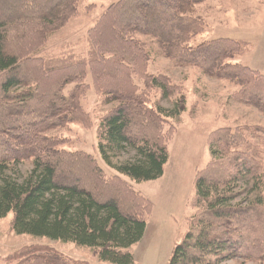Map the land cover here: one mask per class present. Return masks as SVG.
<instances>
[{
  "label": "trees",
  "instance_id": "obj_1",
  "mask_svg": "<svg viewBox=\"0 0 264 264\" xmlns=\"http://www.w3.org/2000/svg\"><path fill=\"white\" fill-rule=\"evenodd\" d=\"M79 1L0 0V221L12 214L16 235L90 249L105 264H133L129 249L144 237L152 203L121 178L107 177L91 156L61 150L48 134L86 121L80 100L91 85L104 103L114 104L96 128L101 157L118 174L136 183L151 182L162 177L166 140L175 137V131L171 136L165 128L168 119L178 118L184 106L181 101L170 112L154 111L142 99L143 88L158 91L161 99L171 94L167 77L149 73V54L138 36L151 38L164 59L177 66L235 85L231 97L263 115L264 75L231 63L247 53L245 42L215 39L190 45L206 31L194 15L207 0H117L86 32L84 54L65 49L48 56L51 37L76 17ZM67 86L72 89L66 94ZM234 131L218 129L209 138L210 168L223 163L225 154L231 158L223 169H228V194L206 182L204 169L196 171L191 208L204 206L203 214L187 220V232L168 264L231 253L264 264V207L259 202L229 206L230 186L246 177L260 196L264 191L258 156L236 150L248 142L241 135L233 139ZM256 131L264 135V130ZM125 149L137 158L114 164ZM23 163L31 170L19 180L11 172ZM41 252L31 264H85L64 263L52 250Z\"/></svg>",
  "mask_w": 264,
  "mask_h": 264
},
{
  "label": "rangeland",
  "instance_id": "obj_2",
  "mask_svg": "<svg viewBox=\"0 0 264 264\" xmlns=\"http://www.w3.org/2000/svg\"><path fill=\"white\" fill-rule=\"evenodd\" d=\"M117 0H80L77 14L68 25L54 34L45 53L48 56L65 51H75L79 54L87 51L86 32L104 13L109 5ZM194 17L202 20L206 25L204 34L194 38L191 46H197L205 41L215 39H231L249 44L247 53L240 59H234L232 64H240L264 75V5L262 2L247 0H207L199 5ZM140 43L149 54L148 71L153 76L163 75L170 83V96L161 99L158 91L151 92L142 89V99H146L149 108H157L170 112L183 101L184 112L176 119H168L166 129H170L168 162L163 169L162 177L151 182L136 183L126 176L118 174L101 157L97 125L102 117L114 104L104 103V97L97 95L90 86L80 103L87 119L60 128L48 134L61 144L60 149L67 153H84L96 160L100 169L107 177H119L131 185L134 191L140 193L152 205V212L146 219L147 231L142 240L129 249L134 259L133 264H168L173 248L187 232V220L200 218L204 206L200 210L191 208L195 196L194 177L196 171L204 169L202 177H206L208 184L216 186L222 195L228 194V187L224 180L225 162L231 158L225 154L224 162L216 168H210L212 163L209 153V138L214 131L222 128L235 130L233 139L241 135L247 137L245 145L236 149L246 155L256 154L257 164L264 169V135L257 129L264 130V115L255 109L240 104L239 99L231 97L238 88L224 81H217L203 76L193 67H180L164 59L155 42L145 36H138ZM83 53V54H84ZM72 86H67L65 93H69ZM88 121V122H87ZM85 123V124H84ZM84 124V125H83ZM240 136V137H241ZM233 147V145H232ZM242 150V152H241ZM137 155L131 149H125L113 163L124 164L132 162ZM31 170L29 163H23L13 169L12 176L22 180ZM260 172L255 176L259 177ZM228 197L231 207L245 208L259 202L264 207L263 195L255 187L251 177L233 183ZM213 200V199H212ZM194 205V203H193ZM264 214V213H263ZM13 215L9 214L0 221V264H31L36 255L44 249L54 251V256L63 261L83 262L85 264H105L99 262L94 251L75 247L71 243H61L46 239H36L29 236L16 235L12 231ZM190 220V222H191ZM204 220V219H201ZM52 253V252H50ZM53 254V253H52ZM223 254H226L225 252ZM229 256L216 259L205 257V261L191 264H258L252 259Z\"/></svg>",
  "mask_w": 264,
  "mask_h": 264
},
{
  "label": "crops",
  "instance_id": "obj_3",
  "mask_svg": "<svg viewBox=\"0 0 264 264\" xmlns=\"http://www.w3.org/2000/svg\"><path fill=\"white\" fill-rule=\"evenodd\" d=\"M263 5H264V3H263ZM146 231H147V225H146ZM145 234H146V232H145ZM145 236V235H144Z\"/></svg>",
  "mask_w": 264,
  "mask_h": 264
}]
</instances>
